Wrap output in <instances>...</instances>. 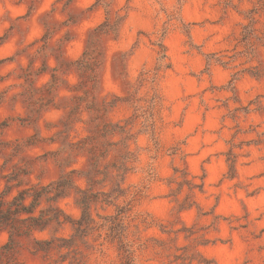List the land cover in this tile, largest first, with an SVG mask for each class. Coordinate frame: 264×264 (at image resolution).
Wrapping results in <instances>:
<instances>
[{"label": "rangeland", "instance_id": "obj_1", "mask_svg": "<svg viewBox=\"0 0 264 264\" xmlns=\"http://www.w3.org/2000/svg\"><path fill=\"white\" fill-rule=\"evenodd\" d=\"M0 264H264V0H0Z\"/></svg>", "mask_w": 264, "mask_h": 264}, {"label": "trees", "instance_id": "obj_2", "mask_svg": "<svg viewBox=\"0 0 264 264\" xmlns=\"http://www.w3.org/2000/svg\"><path fill=\"white\" fill-rule=\"evenodd\" d=\"M161 47H162V55H161V58H166L167 57V53H166V46L164 44H161ZM45 190H49V188H45Z\"/></svg>", "mask_w": 264, "mask_h": 264}]
</instances>
